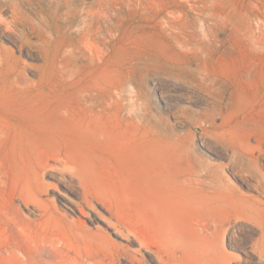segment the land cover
I'll use <instances>...</instances> for the list:
<instances>
[{
  "label": "rangeland",
  "instance_id": "1",
  "mask_svg": "<svg viewBox=\"0 0 264 264\" xmlns=\"http://www.w3.org/2000/svg\"><path fill=\"white\" fill-rule=\"evenodd\" d=\"M0 264H264V0H0Z\"/></svg>",
  "mask_w": 264,
  "mask_h": 264
},
{
  "label": "bare ground",
  "instance_id": "2",
  "mask_svg": "<svg viewBox=\"0 0 264 264\" xmlns=\"http://www.w3.org/2000/svg\"><path fill=\"white\" fill-rule=\"evenodd\" d=\"M26 36V34L24 35V37ZM66 164V163H65ZM64 166V165H63ZM68 167V166H67ZM64 167H62L63 169ZM72 169V168H71ZM45 170V169H43ZM70 170V169H69ZM73 171V169H72ZM74 172V171H73ZM65 174V173H64ZM74 174V173H73ZM79 176V173H78ZM83 177V176H82ZM37 182H36V189L39 191L40 194H46L49 190V188L51 186H56L53 183H49L47 181H45L44 179V171H39L37 174ZM84 180V179H83ZM80 182V181H79ZM83 182V181H81ZM57 188V187H56ZM84 188V187H83ZM87 191V190H86ZM83 195V194H82ZM83 199L81 201H77V200H70L71 203H73L74 205H76L77 209L84 215L87 214L86 209L90 208V209H96L95 206V201L93 199H91L89 197V195L87 193L84 194V196L82 197ZM37 201L41 202L44 201L42 199V197H37ZM53 201V200H52ZM55 201V200H54ZM87 207V208H86Z\"/></svg>",
  "mask_w": 264,
  "mask_h": 264
}]
</instances>
